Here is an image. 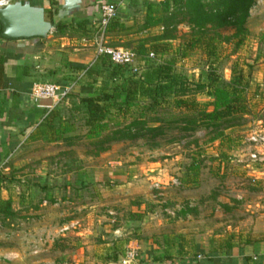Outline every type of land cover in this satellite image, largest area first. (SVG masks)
Returning <instances> with one entry per match:
<instances>
[{
  "label": "crops",
  "instance_id": "crops-1",
  "mask_svg": "<svg viewBox=\"0 0 264 264\" xmlns=\"http://www.w3.org/2000/svg\"><path fill=\"white\" fill-rule=\"evenodd\" d=\"M27 1L44 9L50 8L48 0ZM53 1L57 3L53 8L58 9L63 0ZM129 1L81 0L79 11L63 20L89 22L87 36L59 37L49 33L45 38L6 40L0 37V169L27 145L38 148L60 144L61 140H55V131L72 113L71 105L65 103L68 97L47 110L31 103L30 90L35 83H69L76 74V65L90 69L93 66L100 68V60L107 62L105 58L95 59L92 44H83L81 40L91 36V22L98 17L100 3L117 4L119 12L127 13ZM256 2L264 6V0ZM252 17L250 13L249 21ZM254 81V86L260 85ZM82 86L77 85L74 94L81 97L82 94L77 93ZM99 90L91 89V93ZM258 126L264 131V124ZM235 132L236 128L229 129L223 140L211 143L219 146L218 153L215 152L210 161L217 163V169L221 168V177H214L222 184L201 194L197 200L182 197L185 203L181 207L153 206L148 195H140L138 201L124 205H104L102 202L99 209L83 204L76 206V210L86 208L89 219V215L95 213L94 220L97 221L82 226L77 219L70 218L61 226L69 231L65 233L66 237L63 234L60 241L52 247L47 246L48 250L52 248L53 254L49 251L41 254L40 262L50 264L53 255L57 264H120L126 249L133 247L136 260L131 264H264V159L257 164H248L249 146L237 150L231 144L230 138ZM225 143L237 167L231 173L224 170L228 166H225L226 160L231 159L221 151ZM201 162L197 163L199 169L195 181L188 165L182 179L184 187L199 183ZM152 165L157 163L152 161ZM227 178V184H223ZM82 182L86 187L88 182Z\"/></svg>",
  "mask_w": 264,
  "mask_h": 264
},
{
  "label": "rangeland",
  "instance_id": "rangeland-1",
  "mask_svg": "<svg viewBox=\"0 0 264 264\" xmlns=\"http://www.w3.org/2000/svg\"><path fill=\"white\" fill-rule=\"evenodd\" d=\"M129 2L125 23L128 27L134 26L129 32L132 34L114 36L106 39V42L114 41L119 45L117 47L134 51L138 40L159 35L162 28L136 33L150 0ZM256 4L250 12L253 17L247 24V36L236 52H233L235 40L231 38L234 30L227 29L221 31V35L224 39L229 37L230 42L217 44L219 56L216 61L207 58L200 49H194L188 56L182 57L177 52L182 41L176 40L171 42L170 49L162 58L157 57L158 61H155V57H152L153 61L149 62L171 60L174 71L191 83H196L201 77L204 79L205 73L211 69H215L224 81L230 79L233 69L240 70L252 84L246 94L249 115L230 138L237 150L245 149V145H248L245 140L247 134L251 130H259L258 125L264 124V6ZM176 31L179 37L187 35L189 24L186 21L177 24ZM96 67L93 66L94 71ZM144 67V64L140 66V72ZM76 75L72 78L75 79ZM104 79V75L91 74L83 77L78 85L93 84L92 89H108ZM254 80L260 85L254 86ZM207 99L205 96L196 97L200 103H205ZM65 103H76L73 93L69 94ZM257 120L261 122L257 124ZM74 127V132L66 135L68 140H61L56 146L46 144L36 148L27 145L0 169V200L9 199L14 214L8 219L0 216V264H45L40 262V255L47 251L53 254L52 248L48 250L47 246L52 247L62 239L63 234L66 237L65 233L69 231H61L64 229L61 226L70 218L74 217L82 226L97 221L94 220L95 213L89 215V219L86 208L76 210V206L81 207L83 204L84 207L99 209L102 202L104 205H124L138 201L140 195H148L153 206L181 207L185 203L182 197L197 200L201 194L222 184L214 177H221V168L217 169V163L210 161L214 159L215 152L218 153V145H202L200 142V150H197L179 143H162L159 148L151 150L139 141L123 142L113 144L107 152L96 156L98 147H93L91 141L85 138L87 130L83 126L81 111L78 112ZM202 133L197 132L188 141L199 138ZM226 143L229 145L230 141ZM226 143L221 151L226 154V158L231 159L226 160L228 164L225 166H228L224 170L231 173L237 167L231 152L226 149ZM198 151H204L202 157L197 155ZM193 160L202 161L199 183L189 188L182 184L170 185V179L182 181L186 168ZM152 161L157 165L153 166ZM84 180L88 182L86 187L81 186ZM227 181L228 178L223 184H227ZM155 184L162 188H154ZM50 259V264H53V255Z\"/></svg>",
  "mask_w": 264,
  "mask_h": 264
},
{
  "label": "trees",
  "instance_id": "trees-1",
  "mask_svg": "<svg viewBox=\"0 0 264 264\" xmlns=\"http://www.w3.org/2000/svg\"><path fill=\"white\" fill-rule=\"evenodd\" d=\"M256 1H150L136 33L154 28H162V33L138 40L133 52L143 62V70L132 74L127 68L101 60V67L97 71L93 67L88 69L85 77L97 73L104 75L105 86L109 88L92 94L91 84L82 86L77 93L82 94L80 97L74 94L77 90L75 87L71 93L76 103H71L69 120L56 129L55 140L69 139L65 136L74 131L79 111L87 130L85 138L91 141L93 147H98L96 156L107 152L117 142L139 141L151 150L159 148L162 143H179L200 150V142L208 145L223 140L227 130L241 126L249 115L246 94L250 80L240 70L233 69L230 79L224 81L215 69H211L205 73L204 79L201 77L196 83H191L174 71L173 61L149 63L153 61L149 54H153L155 61H158L157 57L162 58L167 53L172 41L181 40L177 52L182 57L188 56L194 49H200L207 58L216 61L219 56L217 44L230 42L229 37L224 39L221 35V31L227 29L234 30L231 38L235 40L233 52H236L247 36L250 10ZM48 3L50 8L45 9V18L48 15L55 36L86 35L89 22L74 19L69 22L57 21L58 9L53 8L57 3L53 0H48ZM126 18V12L118 11L117 18L106 28V38L132 34L129 32L134 26H126ZM185 21L189 24V33L179 37L176 26ZM108 45L119 46L114 41ZM84 68L83 65H76L74 70L78 74ZM197 96H205L209 101L200 103L196 100ZM200 131L203 133L199 138L188 141ZM202 154L203 151L197 153L199 156ZM197 163L193 160L188 167L193 181L198 176ZM81 186L84 187L83 182ZM0 216L7 219L14 216L9 199L0 200Z\"/></svg>",
  "mask_w": 264,
  "mask_h": 264
},
{
  "label": "built area",
  "instance_id": "built-area-1",
  "mask_svg": "<svg viewBox=\"0 0 264 264\" xmlns=\"http://www.w3.org/2000/svg\"><path fill=\"white\" fill-rule=\"evenodd\" d=\"M14 0H0V9L12 3ZM161 2L163 0H156ZM185 1V0H183ZM98 17L91 22V36L89 38H83L81 42L83 44H92L95 51V59L106 58L108 63L113 66H119L127 68L130 73L138 74L140 72V66L143 62L139 61L137 55L125 48L111 47L106 42L105 31L107 26L117 18L118 6L117 4L103 2L97 7ZM153 54H149V58H152ZM88 67H85L80 73H78L69 83L65 85L43 82L35 83L29 93V99L32 104L39 108H45L47 110L53 109L54 106L61 103V101L67 99L73 89L80 83L85 77ZM50 102L49 104H43V102ZM246 143L249 146L248 152V164L260 163L264 159V131L263 130H251L246 137ZM170 185L177 186L179 181L177 179H170ZM154 188H162L161 185L155 184ZM66 230L62 229L61 231ZM136 260V249L128 247L125 251L124 257L120 261V264H131Z\"/></svg>",
  "mask_w": 264,
  "mask_h": 264
},
{
  "label": "water",
  "instance_id": "water-1",
  "mask_svg": "<svg viewBox=\"0 0 264 264\" xmlns=\"http://www.w3.org/2000/svg\"><path fill=\"white\" fill-rule=\"evenodd\" d=\"M81 0H63L56 20H63L79 11ZM0 36L6 40L45 38L53 25L45 18V9L29 1L17 0L0 9Z\"/></svg>",
  "mask_w": 264,
  "mask_h": 264
}]
</instances>
